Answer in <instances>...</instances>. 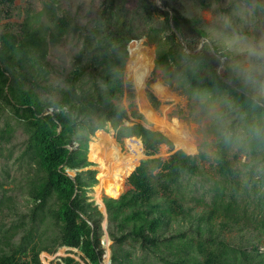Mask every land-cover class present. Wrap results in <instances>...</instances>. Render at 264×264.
<instances>
[{
  "label": "trees",
  "instance_id": "16d2710c",
  "mask_svg": "<svg viewBox=\"0 0 264 264\" xmlns=\"http://www.w3.org/2000/svg\"><path fill=\"white\" fill-rule=\"evenodd\" d=\"M125 3L103 0L95 24L83 27V47L60 99L42 98L34 87H24L28 80L37 85L40 61L26 60L45 55L42 42L46 44V36L29 32L26 40L18 41L12 33L0 34V53L6 58L4 61L0 54V99L9 107L0 129V147L10 141L17 125L26 135L13 163L20 179L5 167L7 161L2 163L0 264H44L41 252L51 254L61 246L79 249L87 264L101 263L103 213L87 196L88 188L97 182L96 171L88 169L92 162L87 159V148L89 136L107 122L117 129L118 140L140 137L148 156L128 176L127 191L118 198H103L114 241L111 264H264V252H258L253 235L235 238L245 227L259 230V240H264V193L260 192L264 185V99L227 63L224 72H218L223 63L220 56L226 53L213 41L195 44L207 37L197 17L170 8L168 0H161V5L136 0L147 26L142 34L156 46L155 68H164L169 78H176V72L183 89L204 100L202 106L225 101L235 114L217 139L214 165L218 178L209 183L202 180V185L193 189L189 181L203 174L199 158L205 155L178 149L166 158L155 156L160 144L170 142L169 137L140 113L118 103L125 95L121 76L127 44L141 37L134 32L133 18L124 11ZM51 18L50 43L70 28L80 27L66 14L52 12ZM85 55L88 61L83 62ZM25 65L30 79L16 71ZM148 97L153 106L161 104L150 90ZM126 121L133 124L126 125ZM102 133L109 147L101 150L115 156L112 165L111 161H95L99 164L97 178L109 195L117 196L132 162L119 155L109 134ZM174 136L185 144L184 138ZM235 146L249 155L250 162L256 160L253 165L246 163L249 168L244 172L230 158ZM238 154H233L235 159ZM256 163L259 177L255 179ZM67 169L75 170V175H69ZM17 181L26 188L13 195L4 185L19 186ZM225 232L233 235L225 236ZM57 264L83 263L68 255Z\"/></svg>",
  "mask_w": 264,
  "mask_h": 264
},
{
  "label": "rangeland",
  "instance_id": "374dc122",
  "mask_svg": "<svg viewBox=\"0 0 264 264\" xmlns=\"http://www.w3.org/2000/svg\"><path fill=\"white\" fill-rule=\"evenodd\" d=\"M153 1L157 5H161V0ZM168 2L170 8L176 7L185 15L198 18L200 27L207 32V37L199 39L195 43L196 45L199 44L200 46V42L203 45L205 41H213L222 52L226 53V56L222 58L223 61H221L223 63L217 67L218 72L223 73L227 63L244 81L252 83L253 92L257 97L264 99V0H168ZM102 4L103 0H13L12 3L0 1V34L12 33L19 41L26 40L29 32H37L40 36H46L45 40L48 42L46 44L42 42V47L45 46L43 49L45 55L41 54L38 60H26L40 61L36 66L39 67V71H42L39 80L36 81L37 85L28 80L24 81V87H34L42 98L60 99L62 89L67 84L66 79L74 68L76 56L83 47V36L80 32H82L83 27L95 24ZM136 6V0H126L124 4V11L127 10L128 16L134 20L132 24L134 32L141 33V37L135 39L136 42L127 44V48L130 47V50L127 49L128 55L121 76L125 95L119 99L118 103L124 108L140 113L148 124L161 129L169 137L170 142L160 144L155 156L166 158L178 149L190 154L201 153L205 155V159L199 158L203 174L198 175L194 182L189 181L193 189L199 188L202 185V180L209 183L210 179L212 181L214 177L218 178L214 165L217 139L229 128L235 114L230 104L225 101L217 100L202 106L204 100L190 96L183 89L173 68L170 71L175 72L176 78L167 77L162 67L155 68L156 46L149 42L147 36L142 34L147 26L143 23ZM52 12L68 15L80 27L77 30L70 28L68 33L59 40L50 43L48 32L53 28ZM182 45L186 46L184 41H182ZM185 51L189 52L188 49ZM0 54L6 61L4 53ZM82 58L84 59L83 62L88 61L87 55ZM16 68V71L22 72V75L31 78L28 73V65L23 68ZM34 70L33 68L32 72ZM34 75L37 76V71L34 72ZM20 80H24V77ZM149 90L161 101L159 106L155 107L151 103L148 97ZM8 109L6 103L0 99V129L4 127L5 119L9 115ZM12 123L15 125L13 120ZM125 124L132 125L133 123L126 121ZM100 130L110 135L111 142L117 146L119 155L131 158L132 163L129 165L131 169L126 176H123V189L117 196L109 195L108 188L100 185V180L97 178L99 164L95 161H111L112 165L115 156L114 152L101 150L109 147V142ZM116 134L117 129L112 126L111 122H107L104 128L96 129L89 136L87 159L92 164L88 169L91 168L96 171L97 182L88 188L87 196L89 201H93L98 206L104 197L118 198L127 191L130 188L127 181L128 176L141 160L148 158L140 137L131 135L118 140ZM172 134L184 138L185 144L181 145ZM12 135L10 141L1 144L2 147H0V181L5 180L4 174L1 175L4 161L10 165L5 167H10L11 175H18V172L13 170V163L26 135L19 125L14 127ZM95 137L97 140L93 141ZM231 150L230 158L243 172L249 168L245 166L246 163L253 165L256 162V160L253 163L250 162L249 155L245 151H238L237 146ZM234 153H239L236 159ZM67 171L71 176L76 173L72 169ZM253 171V177L258 178L257 163ZM17 179H20L19 175ZM17 183L19 186L5 184L4 187L13 195L21 194L19 190L23 192L26 188L25 183L18 181ZM9 188H12V191ZM260 192L264 193V185L260 187ZM17 198L18 200L21 199L19 196ZM100 228V243L103 248L101 262L108 264L111 260V247L114 241L109 235L108 218L104 214ZM258 231L248 230L244 227L241 235L235 238L246 239L253 235L254 242H259L258 252L263 253L264 240H259ZM105 235H109L108 241L105 240ZM224 235L232 236L233 234L225 232ZM68 255L73 256L83 264H87L82 252L74 247L61 246L51 254L41 252L40 257L44 264H57L62 257ZM149 260L151 261V258Z\"/></svg>",
  "mask_w": 264,
  "mask_h": 264
},
{
  "label": "water",
  "instance_id": "95a60500",
  "mask_svg": "<svg viewBox=\"0 0 264 264\" xmlns=\"http://www.w3.org/2000/svg\"><path fill=\"white\" fill-rule=\"evenodd\" d=\"M135 41H136L135 39H132V40L130 41V44H131V42H135ZM129 48H130V47H128L127 49L130 50ZM220 58L222 59L223 57L220 56ZM67 170H68V169H67ZM102 207H103V210H101V211H102V213L104 214V216L107 217L106 206H105L103 200H101V202L99 203V209H102ZM101 261H102V260H101ZM102 263H103V262H101V264H102ZM108 264H111V260H109V263H108Z\"/></svg>",
  "mask_w": 264,
  "mask_h": 264
},
{
  "label": "clouds",
  "instance_id": "9594fccd",
  "mask_svg": "<svg viewBox=\"0 0 264 264\" xmlns=\"http://www.w3.org/2000/svg\"><path fill=\"white\" fill-rule=\"evenodd\" d=\"M141 143H142V141H141ZM187 153V152H186ZM190 154V153H189ZM98 205V204H97ZM109 235H105V239L107 238V239H109V237H108ZM259 236H260V234H259ZM260 238V237H259ZM258 244H259V242H258ZM257 248H258V246H257Z\"/></svg>",
  "mask_w": 264,
  "mask_h": 264
},
{
  "label": "bare ground",
  "instance_id": "6f19581e",
  "mask_svg": "<svg viewBox=\"0 0 264 264\" xmlns=\"http://www.w3.org/2000/svg\"><path fill=\"white\" fill-rule=\"evenodd\" d=\"M102 210H103V209H102ZM105 240H106V241H108V239H107V238H106Z\"/></svg>",
  "mask_w": 264,
  "mask_h": 264
}]
</instances>
